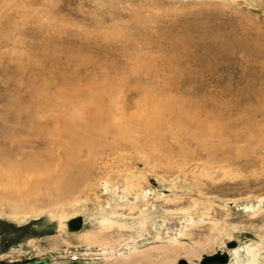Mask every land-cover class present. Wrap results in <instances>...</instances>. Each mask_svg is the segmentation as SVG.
<instances>
[{
  "label": "rangeland",
  "instance_id": "obj_1",
  "mask_svg": "<svg viewBox=\"0 0 264 264\" xmlns=\"http://www.w3.org/2000/svg\"><path fill=\"white\" fill-rule=\"evenodd\" d=\"M122 78L128 116L141 92L169 100L163 143L133 134L135 145L93 160L84 187L48 191L65 141L34 126L54 129L44 93L80 101ZM190 106L201 129L175 123L171 107ZM110 137L100 143H118ZM28 160L43 171L23 169L8 187L7 171ZM33 181L42 184L27 196ZM75 217L83 226L67 233ZM143 254L264 264V0H0V261L130 264Z\"/></svg>",
  "mask_w": 264,
  "mask_h": 264
},
{
  "label": "bare ground",
  "instance_id": "obj_2",
  "mask_svg": "<svg viewBox=\"0 0 264 264\" xmlns=\"http://www.w3.org/2000/svg\"><path fill=\"white\" fill-rule=\"evenodd\" d=\"M138 66H137V68H138ZM145 68L146 67H144V69ZM140 70L142 71V69H140ZM138 71H139V68H138ZM127 82L128 81L126 79L122 78V79H119V81L114 85L113 84H109V85L106 84V85H102V87H98L97 89H93V90L88 89V90H86L87 92L84 95L82 94L80 101H74V100L68 101L61 94H56L57 96L54 95L56 97L51 96L52 99L49 97V98H47V100L46 99L44 100L45 94H47V93H44V98H42V100L44 102L46 101L45 102V103H47L46 105L50 106V112L53 114V116L51 118L53 123H52V121H51V123L54 124L53 125L54 129H47L48 123H41V125H40V123L35 122V121H34V123H35L34 126L35 127L37 126V129H39L38 134L46 135V137H48L50 139L52 138L53 140H55L56 138H60L63 141H65V144L64 145L62 144L61 148L59 146V149H61L60 152L62 151L61 156L63 157L64 162H63V165L60 168L59 172H57V171H56V173L54 172L55 175H53V176H56V178L52 179V177H53L52 176V177H49L47 179V181H43V183L45 184V187L48 188V191H52V192L53 191H56V192L61 191L62 194H63V192L71 194L72 191H74L75 189L80 187L81 184L86 183L87 181L90 180L89 174L92 170L90 168L93 165L92 162L94 159H96L97 157H101L104 154H107V152H110V151H113L117 148H120L122 145H125L127 143H129V144H127V146H129V147H131V144L135 145L136 140L134 139L135 137H133V134H139L140 133V134H143L144 136H146V138L148 140L156 141L159 144L163 143L164 136H165V135L163 136V130L167 127V123L165 120L166 119L165 113L167 112V109L169 108L167 106V102L169 100H166V98L161 96V95L157 96V97H154V96L149 97V96H151V94L149 96H147L148 94L146 92L145 93L141 92L143 100H142L141 104H138L137 106L135 104V106H136L135 109H136L137 113L131 114V115L129 114L130 116H128L127 115L128 106L126 105L127 103L124 104L121 100L122 97L120 98V96H119L120 95L119 93L121 91H124L126 88L128 89ZM171 82H172V80H171ZM170 84H172V83H170ZM72 89H74V88H72ZM82 90H84V89H82ZM75 91L78 92L79 90H75ZM42 94L43 93H41V95ZM33 95H35V94H33ZM78 95H80V94L78 93ZM159 97H162L163 99H159ZM37 102H39V101H37ZM40 102H42V101H40ZM171 108L181 110L180 116L175 121L177 127L180 126L179 129L183 128V126H187L188 124H193V127L197 128V129H201L203 127V122L200 120V118L198 119V113L200 112L198 107L190 106V107H188V110L187 109L186 110L181 109V107H171ZM209 110H210V108H209ZM56 113H57V115H56ZM212 117H214V116H212ZM207 119H209V118L207 117ZM212 119L213 118H211V120ZM193 127H192V129H193ZM185 129H188V127L184 128V130ZM184 130H183L182 134H180V135H183L184 133H186V132H184ZM193 131L194 130H192V132H191L193 135V137L191 135V138H193V139L199 138L198 134L197 133L194 134ZM211 132H213V131H211ZM107 135H114V136H113V138H111L110 136H107ZM189 135H187V137ZM107 137H110L112 140H117L118 143L116 144V142H114V141H113L114 143H112V142L110 143V141H107V142L105 141L107 144L102 145L100 143V140L101 141L107 140ZM184 137H185V135L183 136V138ZM177 138H179V137H177ZM177 138L175 137L176 140H177ZM139 139H141V137ZM56 142H57V140H56ZM120 142H124L125 144L124 143L121 144ZM211 143H213V142H211ZM52 144H55V143H52ZM164 144H165V142H164ZM58 145L59 144L57 143V146ZM55 147H56V144H55ZM165 147H167V146H164L163 148L165 149ZM213 149H215V145H213ZM238 154H239V152H238ZM81 155L86 156V159L85 158H83L85 160L80 159ZM33 158H35V157H33ZM29 162L30 161L28 160V163ZM37 165H38V162L31 163L29 165L30 167L29 166H21V165H17V164L13 165L7 171V175H5L6 181L8 182L7 183L8 187L12 188V187L16 186V184L19 182L18 176L22 173L23 169L28 168V169L38 170V169H36ZM39 169H40V167H39ZM42 171L43 170H38V173L40 174V172H42ZM33 182H37V183L36 184L32 183L31 185H26V187L29 190L28 191L29 194H27V196L28 195H30V196L34 195L33 197H35L38 194V186L41 185L42 182H38V181H33ZM82 187H84V186H82ZM54 195H56V194L54 193ZM57 196H59V195H57ZM67 222L68 221H66L64 223V225H62L63 227L66 226L67 229H65V231H67V233H75L69 229ZM140 223H141V221H140ZM105 225H107L106 226L107 229L109 227H111V224L108 221L106 222ZM105 225H103L104 228H105ZM82 226H83V219H82ZM124 227H125V225L119 226V228H124ZM157 229H158V227H157ZM159 229H161V228H159ZM76 232H78V231H76ZM234 239L236 240V238H234ZM232 241L233 240L224 242L226 248L234 247L235 244ZM173 242L174 243L172 245L173 247H171L170 254L174 255V254H177L176 252L179 249H177V244H178L177 240H175ZM226 243H227V245H226ZM228 243H230L231 246H228ZM232 249H234V248H232ZM228 250H229V248H228ZM167 251L169 252V250H167ZM236 252L237 251H234L233 253L235 254ZM162 253H164V252H162ZM192 253H194V252H192ZM145 254L141 255L140 258L139 257L134 258V259L130 258L129 263L130 264H158L159 263V261H156V260L152 261L149 257L145 256ZM221 254H225V253H217L218 257ZM169 256L167 254V256L165 257L164 260H167ZM209 256H212V255H209ZM227 256H229L228 253H227ZM198 258L199 259H196L193 264H199L200 263L201 256H199ZM183 260H185V259H183ZM72 261H79V260L76 256L73 255L71 257V259L69 260V262H67L66 264H70ZM79 262L82 264H87L86 262H82V261H79ZM177 262H178V259L175 260L173 264H176ZM16 263H19V262H16ZM53 263L56 264L57 262L56 261L50 262V260H48V264H53ZM188 263L185 260V264H188ZM5 264H7V263H5ZM12 264H15V263H12ZM161 264H162V262H161Z\"/></svg>",
  "mask_w": 264,
  "mask_h": 264
},
{
  "label": "water",
  "instance_id": "obj_3",
  "mask_svg": "<svg viewBox=\"0 0 264 264\" xmlns=\"http://www.w3.org/2000/svg\"><path fill=\"white\" fill-rule=\"evenodd\" d=\"M67 225L71 231L73 232L79 231L82 228V218L81 217L72 218L67 222ZM228 245H230V243H228ZM216 258L217 256L202 255V258L199 264H206V262L214 261ZM223 260H225V258ZM0 264H5V263L1 262ZM15 264H48V260L32 258V259L24 260L19 263H15ZM70 264H82V263H80L79 261H72ZM176 264H185V260L180 259L178 260Z\"/></svg>",
  "mask_w": 264,
  "mask_h": 264
},
{
  "label": "flooded vegetation",
  "instance_id": "obj_4",
  "mask_svg": "<svg viewBox=\"0 0 264 264\" xmlns=\"http://www.w3.org/2000/svg\"><path fill=\"white\" fill-rule=\"evenodd\" d=\"M2 261H0V263H1ZM4 262V261H3ZM8 264V263H7Z\"/></svg>",
  "mask_w": 264,
  "mask_h": 264
}]
</instances>
